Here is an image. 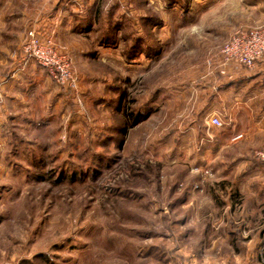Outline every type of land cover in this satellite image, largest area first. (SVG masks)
<instances>
[{
  "label": "rangeland",
  "instance_id": "obj_1",
  "mask_svg": "<svg viewBox=\"0 0 264 264\" xmlns=\"http://www.w3.org/2000/svg\"><path fill=\"white\" fill-rule=\"evenodd\" d=\"M35 1L0 0V264H264V207L223 185L238 163L208 154L228 118L206 107L223 44L264 25V0H55L80 11L78 86L33 81L24 113ZM127 111L149 118L124 135Z\"/></svg>",
  "mask_w": 264,
  "mask_h": 264
},
{
  "label": "crops",
  "instance_id": "obj_2",
  "mask_svg": "<svg viewBox=\"0 0 264 264\" xmlns=\"http://www.w3.org/2000/svg\"><path fill=\"white\" fill-rule=\"evenodd\" d=\"M79 13L80 11H76L70 2L36 0L30 7L27 6L23 15L28 20L27 31L35 29L44 40H51L58 47H66L70 56L75 57L79 60L78 64L82 65V59L86 55L85 49L81 47V33L75 30L72 23L73 18L81 17ZM2 15L0 11V17ZM33 64L23 66L24 70L28 68V71L19 73L15 83L20 86L21 83L32 86L31 82H37V80L41 82L42 79H46L45 82L51 85L50 78L43 76ZM214 66L215 77L212 87L208 89L207 112L227 115L228 124L223 130L225 132L223 141L217 143L215 139L208 140V154L215 158L218 147H226L227 157L224 162L233 163L234 166L238 163V165L237 168L223 173V185L231 188L235 195L245 194L246 199L252 200L250 202L255 201L258 205L256 211H258L264 207V160L258 156L264 151V58L259 60L253 69L225 64L220 58L216 60ZM28 90H19L21 96L25 97L16 104L19 106L17 109L23 110L20 112L25 113L36 108L32 101L36 90L34 87ZM51 92L55 96L58 94V90ZM18 96L12 98L6 93V98H10L11 101L19 99ZM239 135H242V139L233 141ZM251 162L258 164L255 168L253 167L254 170L246 171ZM234 207L238 209V204L230 201L226 208L229 210L227 220L230 222L232 220L231 211L236 210ZM219 259L220 261L216 264H237L229 257Z\"/></svg>",
  "mask_w": 264,
  "mask_h": 264
},
{
  "label": "built area",
  "instance_id": "obj_3",
  "mask_svg": "<svg viewBox=\"0 0 264 264\" xmlns=\"http://www.w3.org/2000/svg\"><path fill=\"white\" fill-rule=\"evenodd\" d=\"M264 58V25L255 28H238L223 44L220 60L236 67L253 69L256 63ZM35 62L48 77L66 90L76 89L78 79L73 68V61L66 47H58L51 40H44L35 29L27 31L20 50V63L26 67ZM210 124L223 128L219 116H212ZM242 139L237 136L233 141ZM264 160V151L258 154Z\"/></svg>",
  "mask_w": 264,
  "mask_h": 264
},
{
  "label": "trees",
  "instance_id": "obj_4",
  "mask_svg": "<svg viewBox=\"0 0 264 264\" xmlns=\"http://www.w3.org/2000/svg\"><path fill=\"white\" fill-rule=\"evenodd\" d=\"M126 113H127L126 126L122 130V133L124 135H127L130 129L134 128L135 126L139 125L141 122L149 118V116L148 117L142 116L140 113H137L135 111H131V112L127 111ZM252 168L249 169V172L251 171Z\"/></svg>",
  "mask_w": 264,
  "mask_h": 264
}]
</instances>
